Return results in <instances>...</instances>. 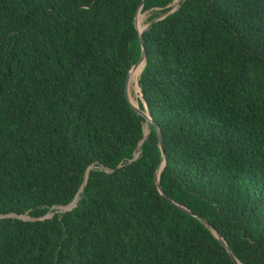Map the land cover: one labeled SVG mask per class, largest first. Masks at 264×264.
Returning a JSON list of instances; mask_svg holds the SVG:
<instances>
[{
    "label": "trees",
    "instance_id": "1",
    "mask_svg": "<svg viewBox=\"0 0 264 264\" xmlns=\"http://www.w3.org/2000/svg\"><path fill=\"white\" fill-rule=\"evenodd\" d=\"M175 1L0 0V264H234L198 217L264 264V0H184L143 34L144 139L135 15Z\"/></svg>",
    "mask_w": 264,
    "mask_h": 264
},
{
    "label": "water",
    "instance_id": "2",
    "mask_svg": "<svg viewBox=\"0 0 264 264\" xmlns=\"http://www.w3.org/2000/svg\"><path fill=\"white\" fill-rule=\"evenodd\" d=\"M182 1H184V0H177V1H175V2L172 4V6H171V10H170L169 12L163 14V15H162L161 17H159V18H156V19L152 20V21L148 24V26H147L145 29L141 30V31L139 30V28H138V26H137V24H136V21H137V15H138V13L141 11V9H142V7H143V2H142V4L140 5V7L138 8V10H137V12H136V15H135L134 24H135L136 32H137L138 37H139V42H140V44H141L142 54H141V57H140V59L138 60V62H137L132 68H131V70L129 71V73H128V75H127L126 84H125V95H126V98H127L128 102H129L130 106L134 109V111H135L138 115H140V116H142L143 118H145V120H146V123H145V125L143 126V130H144V139L147 138V136H148V134H149V132H150V130H149V124L152 123V120H151L149 114L147 113L146 109H145V111H141V110L139 109L138 104H137V106H134V105L130 102V100H129V93H128L129 78H130V75H131L132 70L136 69V68L139 67L140 65H143V68H144V65H145V62H146V51H145V44H144V40H143V34H144L146 31H148L154 23H156V22L162 20L163 18H165V17L168 16L169 14L173 13V12L178 8L179 3L182 2ZM143 68H142V70H143ZM141 72H142V71H141ZM137 86H138V83H137ZM139 90H140V89H139ZM140 96H141V101L144 103V101H143V99H142V95H140ZM145 127H147V132H145ZM156 131H157V135H158V139H159V146H160L161 151L163 152L164 150H163V143H162L161 133H160V131H159L158 128H156ZM138 148H139V147H138ZM137 157H138V155H135L134 158L131 160V162L135 161V160L137 159ZM164 164H165V157H164V155H162L161 163H160V164L158 165V167L156 168V171H155V174H154V184H155V187H156L157 191H158L159 194H160L163 198H165L168 202L172 203V204L175 205L176 207H178V208L182 209L183 211L187 212L188 214H190L189 211H187L186 209H184V208H182V207L176 205L172 200H170L169 198H167V197L163 194V190H162V188H161V186H160V182H159V175H160V172L162 171V168L164 167ZM90 168H91V167H90ZM90 168H89V169H90ZM85 179H86V178H85ZM84 184H85V183H84ZM76 203H77V199L75 198L74 201H73L70 205H68V206H66V207H53V208L51 209V211H52L53 209H55V208H63V209H64V212H68V211H71L73 208L76 207ZM49 214H50V213H48V214H47L45 217H43L42 219H50V218H52L53 216H49ZM3 217H4V216H0V218H3ZM8 217L18 218V219H21V220H23V221H31V220H34V219L29 218V217H27V219H25V216H18V217H17L16 215H8ZM28 218H29V219H28ZM198 220H199L200 222H202V224H204V226H206L207 228H209V229L211 230V232L213 233V235L218 239V241L220 242V244H221V245L223 246V248L227 251V253L229 254V256H230L231 260L234 262V264H240V263L237 261V259L235 258V256L233 255V253L231 252V250L228 248L226 242L222 239V237L220 236V234H219L217 231H215L211 226H209V224H208V222H207L206 220H204V219H202V218H199V217H198Z\"/></svg>",
    "mask_w": 264,
    "mask_h": 264
},
{
    "label": "rangeland",
    "instance_id": "3",
    "mask_svg": "<svg viewBox=\"0 0 264 264\" xmlns=\"http://www.w3.org/2000/svg\"><path fill=\"white\" fill-rule=\"evenodd\" d=\"M140 13L142 14L141 21L138 22V20H137L136 24H137L139 30H143L149 24V13H142V12H140ZM128 93H129L130 102L134 106H137L138 102L141 101L140 90H139L137 84H135L133 82H131V84L129 83ZM62 212H64L63 208H55L52 210V212H50L49 216H54L56 213H62ZM25 219H27V216H25Z\"/></svg>",
    "mask_w": 264,
    "mask_h": 264
},
{
    "label": "bare ground",
    "instance_id": "4",
    "mask_svg": "<svg viewBox=\"0 0 264 264\" xmlns=\"http://www.w3.org/2000/svg\"><path fill=\"white\" fill-rule=\"evenodd\" d=\"M177 1V0H176ZM141 12V11H140ZM138 13L137 15V20L138 22L141 21L142 18V14ZM141 31V30H140ZM143 65H140L139 67H137L136 69L132 70L130 78H129V83L131 84V82L137 84V79L139 78L141 71H142ZM145 132H147V127H145Z\"/></svg>",
    "mask_w": 264,
    "mask_h": 264
}]
</instances>
